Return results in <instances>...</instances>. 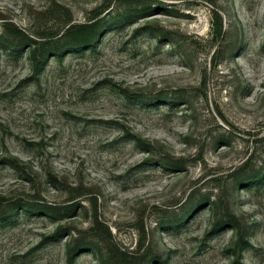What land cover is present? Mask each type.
<instances>
[{
	"label": "rangeland",
	"instance_id": "obj_1",
	"mask_svg": "<svg viewBox=\"0 0 264 264\" xmlns=\"http://www.w3.org/2000/svg\"><path fill=\"white\" fill-rule=\"evenodd\" d=\"M125 260L264 264V0H0V264Z\"/></svg>",
	"mask_w": 264,
	"mask_h": 264
},
{
	"label": "trees",
	"instance_id": "obj_2",
	"mask_svg": "<svg viewBox=\"0 0 264 264\" xmlns=\"http://www.w3.org/2000/svg\"><path fill=\"white\" fill-rule=\"evenodd\" d=\"M100 29H101L100 22H88V23L79 24V25L69 24L68 26H66L65 35L67 37H70L77 44L90 43L93 40H95V38H97V35ZM7 33L12 34L16 39H20V40L27 39L26 37H23L24 34H22L21 31L18 32V30H12L10 28H7ZM30 42H31V45L29 47H34L32 51L33 61L35 63L36 69H39L41 68L40 64L42 63V60L41 58H37V54L39 53V50L37 49H40L43 43L41 41L35 42L34 40H30ZM125 261H126V264H133V262H129L128 260H125Z\"/></svg>",
	"mask_w": 264,
	"mask_h": 264
}]
</instances>
